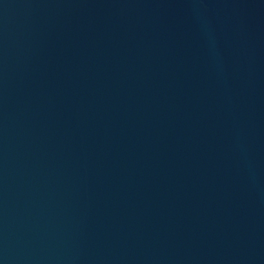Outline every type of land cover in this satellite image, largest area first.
I'll use <instances>...</instances> for the list:
<instances>
[{"label": "water", "instance_id": "obj_1", "mask_svg": "<svg viewBox=\"0 0 264 264\" xmlns=\"http://www.w3.org/2000/svg\"><path fill=\"white\" fill-rule=\"evenodd\" d=\"M2 264H264V0H0Z\"/></svg>", "mask_w": 264, "mask_h": 264}, {"label": "clouds", "instance_id": "obj_2", "mask_svg": "<svg viewBox=\"0 0 264 264\" xmlns=\"http://www.w3.org/2000/svg\"><path fill=\"white\" fill-rule=\"evenodd\" d=\"M0 264H2V262H0Z\"/></svg>", "mask_w": 264, "mask_h": 264}]
</instances>
